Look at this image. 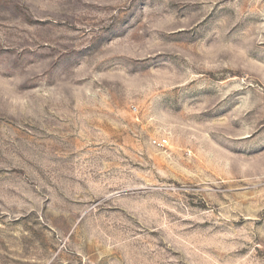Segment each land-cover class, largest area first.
Wrapping results in <instances>:
<instances>
[{
    "label": "rangeland",
    "instance_id": "374dc122",
    "mask_svg": "<svg viewBox=\"0 0 264 264\" xmlns=\"http://www.w3.org/2000/svg\"><path fill=\"white\" fill-rule=\"evenodd\" d=\"M0 264H264V0H0Z\"/></svg>",
    "mask_w": 264,
    "mask_h": 264
},
{
    "label": "built area",
    "instance_id": "2783aa9c",
    "mask_svg": "<svg viewBox=\"0 0 264 264\" xmlns=\"http://www.w3.org/2000/svg\"><path fill=\"white\" fill-rule=\"evenodd\" d=\"M157 145H163L165 143V140H159V141H154Z\"/></svg>",
    "mask_w": 264,
    "mask_h": 264
}]
</instances>
